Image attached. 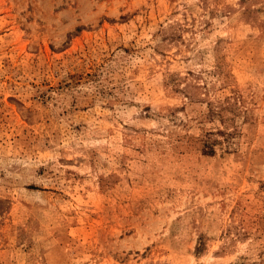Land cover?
Segmentation results:
<instances>
[{"label": "rangeland", "instance_id": "1", "mask_svg": "<svg viewBox=\"0 0 264 264\" xmlns=\"http://www.w3.org/2000/svg\"><path fill=\"white\" fill-rule=\"evenodd\" d=\"M0 264H264V0H0Z\"/></svg>", "mask_w": 264, "mask_h": 264}]
</instances>
